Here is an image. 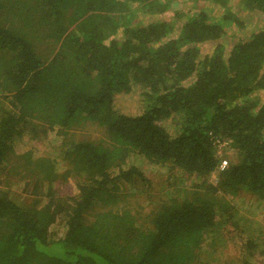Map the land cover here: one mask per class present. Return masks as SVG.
<instances>
[{
	"label": "trees",
	"instance_id": "16d2710c",
	"mask_svg": "<svg viewBox=\"0 0 264 264\" xmlns=\"http://www.w3.org/2000/svg\"><path fill=\"white\" fill-rule=\"evenodd\" d=\"M230 2L0 0V264H212L204 245L229 239L222 264L264 255L237 208L264 207V28L239 32ZM237 4L264 20V0Z\"/></svg>",
	"mask_w": 264,
	"mask_h": 264
},
{
	"label": "rangeland",
	"instance_id": "374dc122",
	"mask_svg": "<svg viewBox=\"0 0 264 264\" xmlns=\"http://www.w3.org/2000/svg\"><path fill=\"white\" fill-rule=\"evenodd\" d=\"M230 1H231L230 6L236 12L237 18L241 20V23H243V26L239 32L245 31V32L249 33V32L264 28V20H261L262 18L260 16L255 15V14H251L248 12H243L240 10L239 7L236 8L238 5L237 0H230ZM187 6L190 8V7H192V4L187 3ZM212 10H213L215 16L219 15V13L221 11V9L218 7H215ZM142 20H143V18H142ZM145 20H148V18H145L144 21ZM235 29H237V27ZM235 32H237V31H235ZM208 50H209V45H201V52L203 55H205V53L208 52ZM94 135L96 137H99L98 133H96ZM53 139H54V137H52V135H49L47 138L48 143L45 142V144H46L45 146L42 143V147H43L42 150H43V153L45 155H48V156L56 155L54 148H55V146H57V144H54V143L50 144L49 143V142H54L55 140H53ZM25 143H27V141H25ZM23 145L24 144H21L18 146L20 150L29 149L33 146V145H28V144H25L24 146ZM62 169H63V165H60L58 167V171L61 172ZM158 175H161V176H158ZM149 178L153 179L154 180L153 183L156 184V183L161 182L165 178V174H163L162 171L156 172V173L151 174ZM211 178H213V177L211 176L210 179ZM20 187L21 186L17 187L16 184H13L10 188V191L17 192L16 190H18ZM155 187L153 189H155ZM60 191L62 193L73 194L74 188L72 186V183L68 182V184L62 185V187L60 188ZM60 191H59V193H60ZM17 193H19V192H17ZM240 197L242 198V200L245 204H247L248 202H251V204H254V205L252 208L243 210L241 205L244 203L241 202L242 203L241 205H239V204L237 205L239 213H241L243 215L244 214L246 215L248 212L252 213L254 215V217H250V218L257 220L259 225L263 228V234H264V207H262L259 204V208L257 209L256 203L253 202L254 200L252 199L251 195H249L247 193L241 194ZM143 198L144 197H142V196L139 197L138 195L131 198L132 200H131L129 205L133 211L138 212V213L147 212V211H141V209H139V204H142L144 206L147 204V202H142V201H144ZM251 200H253V201H251ZM147 210H149V208H147ZM206 239H209V238H206ZM208 243H210V241H207V243L204 245V249L202 251L201 259L209 260L212 264H222L223 261H229L231 258L238 259L240 256V255L238 256V254H237V250L234 246V242L230 239L227 241V244L225 242L226 246H223V245L217 243L216 245H213L212 248L209 247L208 249H206V246ZM257 243L261 244L259 240H257ZM261 246L262 247H260V248H262V250H264V246L262 244H261ZM240 258H241V256H240ZM201 259H200V261H201ZM248 264H264V255L263 256H257L255 258H251L250 263L248 262Z\"/></svg>",
	"mask_w": 264,
	"mask_h": 264
},
{
	"label": "built area",
	"instance_id": "2783aa9c",
	"mask_svg": "<svg viewBox=\"0 0 264 264\" xmlns=\"http://www.w3.org/2000/svg\"><path fill=\"white\" fill-rule=\"evenodd\" d=\"M225 166H226V160H222L217 169L221 171L225 168Z\"/></svg>",
	"mask_w": 264,
	"mask_h": 264
}]
</instances>
